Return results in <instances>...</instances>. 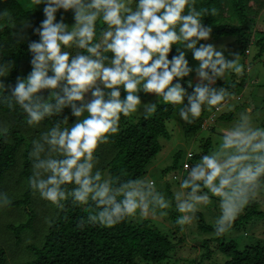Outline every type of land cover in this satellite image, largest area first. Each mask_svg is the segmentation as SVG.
Masks as SVG:
<instances>
[{
  "label": "clouds",
  "instance_id": "9594fccd",
  "mask_svg": "<svg viewBox=\"0 0 264 264\" xmlns=\"http://www.w3.org/2000/svg\"><path fill=\"white\" fill-rule=\"evenodd\" d=\"M32 5H43L44 19L33 29L39 39L28 43L31 70L16 78L10 93L2 78L14 62L0 60V86L6 93L0 94V104L19 110L29 126L56 118L33 142L28 186L57 208L63 209L68 200L85 207L87 215L78 223L81 229L87 224L112 228L130 219L166 216L170 200L155 180L106 177L96 169V153L119 133L122 116L131 118L143 110L148 118L162 102L179 105L180 119L190 124L205 109L219 111L232 98L228 88L216 84L228 72L243 75L240 55L231 52L229 59L223 46L202 43L213 31L203 18L215 17L217 8H198L197 0L23 2L25 8ZM61 10L72 13L73 23H66L63 16L57 19ZM0 22L16 28L8 9L0 11ZM29 27L30 21H23L15 32L17 42H23ZM189 53L198 62L195 68ZM193 72L196 80H188L189 93L181 81ZM141 93L154 95L157 102L144 103ZM66 109L75 118L70 124ZM250 112H240L231 126L220 129L217 142L198 161L184 164L187 174L171 198L180 213L175 224L181 232L215 197L219 215L213 229L217 237L225 236L245 208L264 195V127L255 124ZM192 155L189 151L186 160ZM10 203L6 194H0V206Z\"/></svg>",
  "mask_w": 264,
  "mask_h": 264
},
{
  "label": "trees",
  "instance_id": "16d2710c",
  "mask_svg": "<svg viewBox=\"0 0 264 264\" xmlns=\"http://www.w3.org/2000/svg\"><path fill=\"white\" fill-rule=\"evenodd\" d=\"M197 7H215L218 10L215 17L208 15L203 18V23L210 25L213 29L212 39L218 41L237 33L238 42L242 44L240 46L242 55L247 54V49L254 42L259 45L260 53L264 51V31L260 37L254 38V35H250L249 23V20L255 19L256 13L264 7V0H197ZM5 9L12 13L16 24L15 28L10 25L5 26L0 22V60L14 62L9 75L2 78L4 83L10 86L7 89L10 93L11 86L16 83V78L26 76L31 70V53L28 51V43L30 40L39 39L33 29L40 25L44 14L43 5L25 8L19 0H0V11ZM63 13H65L63 10L57 13L58 20ZM27 19L32 27L24 30L23 42H17L15 32L23 27V21ZM173 54H175V46L170 58ZM223 82L219 80L220 84ZM181 83L186 86L184 82ZM240 85L242 83H230L229 90H234ZM0 94L6 95L2 86H0ZM143 95L141 93V97ZM176 108L177 106L165 105L161 102L156 113L148 118H145V114L139 117L133 115L131 118L122 116L119 133L112 136L108 143L116 149L107 164L111 177L142 178L149 171V165L162 150L160 137L169 135L167 123L174 116ZM4 114L12 116L15 122L7 129L6 136L0 129V194L9 193L13 196L8 205L10 208L14 209L13 207L23 204L30 213L29 220L18 225L6 223L5 227L14 232L16 245L22 242L21 233L32 225L34 228L36 225L41 226L37 240L41 237L43 239L39 246L27 243L24 250L26 249L25 252L30 254L31 258L27 259L25 254V259L17 264H150L165 259L167 252L174 244L169 240L168 235L161 234L157 227L150 225L149 220L136 223L130 219L112 228L87 224L81 229L78 223L87 215L85 207L74 206L71 200L64 202L63 211L57 210L56 212L57 207H54V215L50 216L51 218L44 222L38 220L37 214L35 212L33 214L37 195H34L35 192L27 184V179L33 172V162L29 158L31 146L26 144V137L22 133L26 117L19 110L10 111L0 104V121ZM64 115L70 118V110L66 109ZM220 117L231 119L232 116L230 113H225ZM54 119L56 118L45 120L42 123L51 127ZM203 122L204 120L198 118L190 124L189 129H194V127L202 129ZM209 147L206 144V148ZM181 156L179 151L175 155L176 161ZM185 161L191 163L188 160ZM168 170L169 167L163 168L162 174L165 175ZM13 172L15 177L6 180L8 174ZM177 178L178 175L174 179ZM4 180L7 183L13 182L12 191L9 192L2 188L5 184ZM19 194L21 196L17 198ZM16 216L14 209L13 216L10 218L12 222L17 220ZM176 218L174 216V221ZM195 218L199 222L200 229L214 232L213 226L205 221L201 212H197ZM258 218H264V211L260 209L259 203L255 200L238 216L233 228H245ZM174 225L179 228L175 223ZM221 237L216 236V239L220 240L222 250L230 256L224 264H264L263 243L249 244L239 249L235 240L224 242ZM209 242L208 238L205 239L204 245ZM8 256L7 250L0 247V264H6Z\"/></svg>",
  "mask_w": 264,
  "mask_h": 264
},
{
  "label": "rangeland",
  "instance_id": "374dc122",
  "mask_svg": "<svg viewBox=\"0 0 264 264\" xmlns=\"http://www.w3.org/2000/svg\"><path fill=\"white\" fill-rule=\"evenodd\" d=\"M19 1L22 4L24 2V0ZM62 16L66 23H73L71 12L63 13ZM249 23L251 26L250 35H254V38L260 37L264 31V7L256 13L255 19L249 20ZM238 38L239 36L237 33H234L218 41L211 38L208 41H202V43H212L216 45L217 48L223 46L225 55L229 59L233 58L229 53H238L240 55V63L245 69L241 76H237L232 72L226 73L224 80H221L224 82L220 84L219 81H217L216 86H223L229 90L230 83H242V85L234 88V90H229L233 93V96L231 99L224 102V105L219 111L215 108L211 111L207 109L203 111L202 115L199 117V120H204L202 129H195V127L194 129H189L192 123H185L180 119L178 111L180 106L177 105L174 116L167 123L169 135L167 137H160L162 150L149 165V171L142 177L155 180L158 190L162 191L170 200V207L166 210V216L157 215L156 217L148 219H131L136 223L149 220L150 225L157 227L161 234L165 236L168 235L170 238L169 240L174 244L171 250L167 252L165 259L150 264H224L230 258V256L222 250L220 240L216 239L215 233L213 231L200 229L198 225L199 222L196 218L190 226H186L183 232L175 227L174 216L177 217L180 213L176 211L174 203H171V198L174 190L179 188L180 178L187 174L181 167L187 158V153L191 151L193 154L192 160L190 161L191 163L198 161L200 155L209 152L217 142L220 129L231 126L238 118L240 112L251 109L250 115L255 124L264 127V51L260 53L259 45L254 42L249 46L250 54L242 55L240 49L242 44L238 42ZM188 59L190 65L195 68L198 62L192 59L190 53ZM189 79L193 81L196 80L195 72L192 73L191 77H185L184 80L181 81L186 84V86L184 85L186 88H188L187 82ZM188 91L190 93L192 89L188 88ZM122 95H124V93H122ZM142 100L144 103L157 102V98L151 94H144ZM225 113H230L232 116L231 119H221L220 116ZM143 114L144 112L141 110L134 116L139 117ZM210 116H214V119L208 121L207 119L210 118ZM69 119L70 124L75 118L71 116ZM14 122L15 119L12 116L4 114L1 117L0 129H8ZM48 128H50V126L43 123L38 126H29L27 123L24 124L22 133L26 137V144H30L31 146L30 151L32 150L33 142L39 140ZM206 144L210 147L206 148ZM179 151L182 156L176 161L175 155ZM115 152V147L107 143L101 145L96 153V169L100 170L106 177H111L107 169V164L112 159ZM165 167H169V170L164 175L162 174V169ZM174 175H178V178L174 179ZM11 177H15L14 172L8 174L6 180ZM6 180H4V182ZM2 188L10 192L13 190L14 184L12 181L8 183L5 182ZM5 194L10 199L13 198L9 193ZM34 195H37V197L35 198L36 203H34L35 211H33V214L36 213L38 220L44 222L51 218L50 216L54 215V207L56 206L42 199L38 192H35ZM20 196L19 194L17 198ZM256 201L259 203L260 209L264 211V195L259 196ZM218 204V199L212 197L211 203L208 206L202 207L199 211L204 216L205 221L212 226L216 217L219 215ZM31 207L33 208V206ZM13 208L17 215L15 218L17 220L14 222L10 219L13 216L14 209L10 208L8 205L0 206V247L5 248L9 254L6 264H17L22 262L25 259V254L27 259L31 258V255L25 252L26 249L24 250L25 245L30 243L39 246L43 240L41 239L42 237L37 240L41 226L36 225L34 228L32 225L21 233V244H15V234L12 230L7 229L5 224L10 223L18 225L23 223L29 220L30 213L25 209L23 204ZM63 209L57 208L56 212L57 210L61 212ZM254 221L245 228L231 229L229 234L221 238H223L224 242L235 240L238 243L239 249L249 244L255 245L258 242L264 244V218H258L255 222ZM207 238L210 242L204 245V240Z\"/></svg>",
  "mask_w": 264,
  "mask_h": 264
},
{
  "label": "built area",
  "instance_id": "2783aa9c",
  "mask_svg": "<svg viewBox=\"0 0 264 264\" xmlns=\"http://www.w3.org/2000/svg\"><path fill=\"white\" fill-rule=\"evenodd\" d=\"M209 119H210V120H211V119H214V116H210V118H209ZM187 160H188V159H187ZM185 163H188V162H187V161H185V162L183 163V166H182V170H183V171H185V170H184V164H185Z\"/></svg>",
  "mask_w": 264,
  "mask_h": 264
}]
</instances>
